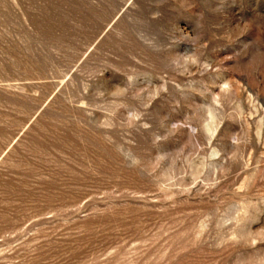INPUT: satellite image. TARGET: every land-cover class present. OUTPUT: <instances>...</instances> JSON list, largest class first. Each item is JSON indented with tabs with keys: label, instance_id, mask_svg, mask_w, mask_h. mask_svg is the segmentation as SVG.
<instances>
[{
	"label": "rangeland",
	"instance_id": "1",
	"mask_svg": "<svg viewBox=\"0 0 264 264\" xmlns=\"http://www.w3.org/2000/svg\"><path fill=\"white\" fill-rule=\"evenodd\" d=\"M0 264H264V0H0Z\"/></svg>",
	"mask_w": 264,
	"mask_h": 264
}]
</instances>
